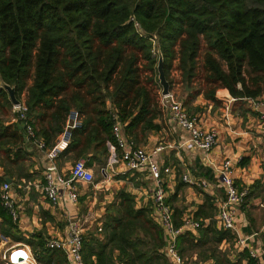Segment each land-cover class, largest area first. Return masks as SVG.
Segmentation results:
<instances>
[{
  "label": "trees",
  "instance_id": "obj_1",
  "mask_svg": "<svg viewBox=\"0 0 264 264\" xmlns=\"http://www.w3.org/2000/svg\"><path fill=\"white\" fill-rule=\"evenodd\" d=\"M158 47L170 90L176 64L181 82L206 99L214 100L219 88L237 99L264 96V0H0V164L7 166L0 182L22 173L29 156L23 133L8 123L13 105L3 84L15 88L48 146L77 112L82 125L62 154L92 153L89 165H104L108 144L117 147L109 107L136 142L161 130ZM110 210L102 232L85 237V264H172L151 203L137 209L134 197L123 193ZM197 232L180 235L182 255L198 249L203 261L241 264L218 248L232 239L229 231L213 224ZM32 245L40 264H68L45 242Z\"/></svg>",
  "mask_w": 264,
  "mask_h": 264
},
{
  "label": "crops",
  "instance_id": "obj_2",
  "mask_svg": "<svg viewBox=\"0 0 264 264\" xmlns=\"http://www.w3.org/2000/svg\"><path fill=\"white\" fill-rule=\"evenodd\" d=\"M172 77L174 81L171 99L180 102L189 115L198 119L204 129L216 128L219 130V144L209 155L212 164L219 167L224 160L233 159L236 185L241 189L248 190V197L244 205L237 209V232L229 231L232 239L222 240L218 244V248L226 253L233 263L247 264L248 258H251L250 251H254L259 260L264 262V120L261 119L260 110L255 108L259 104L262 106L261 111L264 112V96L257 99H237L233 98L227 89L219 88L216 91L215 99L211 100L206 99L202 93L196 94L198 87L189 91L187 85L184 86V91L180 95L179 90L183 84L181 74L175 69ZM162 100L160 94V103ZM109 108L111 109V107ZM162 112L163 118L156 121L161 125V130L147 133L141 143L131 139L149 152L158 147L163 148L154 156V159L162 166L167 189V203L173 209L175 225L176 222L183 225L186 219H192L200 222L201 228L215 224L220 229L218 214L221 205L226 201L224 187L213 166L209 163L206 153L183 146L189 138V133L173 125L167 112H164L163 109ZM71 121L66 124L65 130L73 124ZM8 123L16 125L23 133L18 124L12 123L11 120ZM60 136L56 138L54 144L57 143ZM23 145L29 153L25 161V170L22 173L12 172L11 177H5V180L6 178L12 180V183L9 184L12 186L20 207L21 222L14 225L0 205V264H9L7 261L9 251L22 247L29 249L37 259L36 247H33L32 243L42 241L46 245V241L49 239L65 236L69 213L71 217L86 222L84 225L86 238L91 233H101L99 232L100 219L91 209L79 216L78 209L80 207L77 208V204L69 205V208L65 209L64 207H54L46 200L42 186L44 171L49 164L48 159L44 153L31 144L23 141ZM108 146L112 154L110 147L112 145L108 144ZM91 156L92 153L88 154L87 158H76L73 152L67 155L61 153L57 160L63 175H68L75 162L79 160H84L95 175L98 170L108 168L111 162L114 163L113 169L109 167L107 171V178L101 175V180L95 185L78 184L79 191L89 188L96 191L91 207L98 204L103 208L104 206L99 201L103 195L104 199H107L106 211H103L107 217L112 214L111 207L116 208L120 203L123 193L134 197L137 209L147 207L149 203L152 204L153 181L146 169L140 172L123 173L122 165L116 163L118 157L113 154L110 155L106 164L94 163L91 166L88 161ZM5 166L0 164V178L5 175ZM184 174L191 175L195 180L208 181L209 187L202 189L184 183L182 181ZM5 180L0 182V191L6 183ZM80 196H83L81 199L84 198V200L90 198L82 192ZM260 206L263 209H260ZM91 225L93 228L90 229ZM190 232L194 235L198 234L197 231L190 230ZM3 238L6 240L2 241ZM239 238L247 239L245 247L239 246ZM199 252L200 250L194 249L189 251L188 255H181L190 264H213L212 260H201ZM245 254H248V258L244 256ZM38 263L40 264L39 261Z\"/></svg>",
  "mask_w": 264,
  "mask_h": 264
},
{
  "label": "built area",
  "instance_id": "obj_3",
  "mask_svg": "<svg viewBox=\"0 0 264 264\" xmlns=\"http://www.w3.org/2000/svg\"><path fill=\"white\" fill-rule=\"evenodd\" d=\"M131 21L135 29L138 31L142 30L141 25L134 17L131 18ZM162 99L160 104L163 111L167 112L170 122L179 129L189 133V138L183 146L202 151L206 153L207 159H209L210 153L219 144V130L216 128L204 129L198 119L189 115L186 108L180 102L171 99V94L170 96L162 97ZM255 108L260 110L261 119L264 120V112L261 111L262 106L258 104ZM111 115L113 118L112 132L117 147H110L112 154L118 157L116 163L122 165L123 173L140 172L145 169L148 171L153 181L151 200L154 215L167 236L164 252L172 264H190L181 255L178 240L180 235L186 230L198 231L202 225L200 222L192 219H186L180 227L175 225L173 209L167 203V189L165 178L162 174V166L154 159V156L161 152L163 148L158 147L154 151L149 152L145 148L138 146L133 139L124 134L118 112L111 108ZM71 120L73 124H71L70 128L67 127L64 130L57 143L51 147L43 139L38 137L24 103H21L20 106H13V115L11 118L12 123L18 124L23 131L24 141L39 149L48 159L49 164L44 171V183L42 186L44 197L52 206L64 207L65 209H68L69 205L78 203L80 196L79 183L86 185H94L95 183V174L84 160L75 162L68 175H63L58 166L57 160L63 148L70 143L72 130L82 125V119L75 111L71 112L67 123ZM117 149L119 152H117ZM209 163L216 171L226 195V201L221 205L218 214L220 227L226 231L236 233L237 209L245 203L248 197V190L241 189L236 185L233 159L229 158L224 160L219 167L214 166L210 159ZM113 166L114 163L111 162L108 168H102L101 175L107 178V171L109 167L112 168ZM182 181L188 185L197 186L202 189L209 187L208 181L204 179L195 180L189 174H184ZM0 205L7 212L13 223L19 224L21 222L20 207L14 196L11 184L7 182L4 183L0 191ZM85 223L82 219L71 217L69 213L66 235L61 238L47 240L46 248L62 251L66 255L68 264H85L82 255L85 240ZM99 232H102L101 226L99 227ZM4 240L6 239L3 238L2 241ZM246 242L247 239L244 238H239L238 240L240 247H245ZM249 254L255 260V264H264L263 261L259 260L254 251H250ZM7 261L9 264H39L32 252L24 247L9 251Z\"/></svg>",
  "mask_w": 264,
  "mask_h": 264
},
{
  "label": "rangeland",
  "instance_id": "obj_4",
  "mask_svg": "<svg viewBox=\"0 0 264 264\" xmlns=\"http://www.w3.org/2000/svg\"><path fill=\"white\" fill-rule=\"evenodd\" d=\"M156 54H158V52H157V50H155L154 51V55H156ZM176 65V64H175ZM173 72H175V66L172 68V70H171V78L173 79V77H172V73ZM174 81V80H173ZM185 85L184 84H182L181 85V87H180V90H179V94L180 95H182V93H183V91H184V87ZM159 91V93L161 94V92H162V88H161V90H158ZM171 91V90H170ZM21 103H23V102H21ZM13 105V104H12ZM12 115H13V107H12V109H10V111H9V115H8V117H7V120L9 121V120H11V118H12ZM112 155V154H111ZM111 157V156H110ZM113 158V157H112ZM26 168V167H25ZM24 168V169H25ZM24 169H22L23 171H24ZM44 178V177H43ZM101 178H102V176H101V171L100 170H98V173L95 175V183H94V185L96 184V183H98V181H100L101 180ZM44 181V180H43ZM44 183V182H43ZM81 192L82 193H86L87 194V196L88 197H90V198H88V200H84V198L83 199H81L83 196H79V201H78V203H77V208L78 207H80L79 209H78V211H79V216L80 215H83V214H85L89 209H91L92 210V212L93 213H95L96 215H97V218H99L100 219V223H101V226L103 227L104 226V220H105V218H106V214H105V212H103V211H106L105 209H106V207H107V204H106V201H107V199H104V197H103V195L100 197V199H99V201L102 203V205L104 206L103 208H102V206L100 207L98 204H96V206L95 207H91V202L93 201V197H94V193L96 192L95 190H92V188H89V189H84L83 191H81V189H80V191H79V193L81 194ZM81 199V200H80ZM257 209V208H256ZM260 209H263L261 206H260ZM264 210V209H263ZM86 211V212H85ZM90 227V226H89ZM91 228H93V225H91V227H90V229Z\"/></svg>",
  "mask_w": 264,
  "mask_h": 264
},
{
  "label": "water",
  "instance_id": "obj_5",
  "mask_svg": "<svg viewBox=\"0 0 264 264\" xmlns=\"http://www.w3.org/2000/svg\"><path fill=\"white\" fill-rule=\"evenodd\" d=\"M158 65H157V71H158V79H159V83L160 86L162 88V92H161V96L162 97H167L170 96L171 91H170V83L166 78L165 75V70H164V58L162 55V52L160 50V48L158 47ZM5 91L8 93L10 101L12 102L13 106H20L21 102L17 99L16 96V90L14 87H10L8 85H4L2 86ZM187 89H189V87L187 86ZM7 183H12V180L9 178H6L5 180Z\"/></svg>",
  "mask_w": 264,
  "mask_h": 264
}]
</instances>
